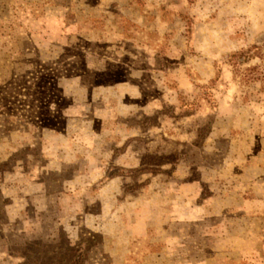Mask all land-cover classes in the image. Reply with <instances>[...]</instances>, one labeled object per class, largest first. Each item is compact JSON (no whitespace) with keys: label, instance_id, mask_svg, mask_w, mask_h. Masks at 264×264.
<instances>
[{"label":"rangeland","instance_id":"rangeland-1","mask_svg":"<svg viewBox=\"0 0 264 264\" xmlns=\"http://www.w3.org/2000/svg\"><path fill=\"white\" fill-rule=\"evenodd\" d=\"M256 65L264 0H0V264H264Z\"/></svg>","mask_w":264,"mask_h":264},{"label":"trees","instance_id":"trees-1","mask_svg":"<svg viewBox=\"0 0 264 264\" xmlns=\"http://www.w3.org/2000/svg\"><path fill=\"white\" fill-rule=\"evenodd\" d=\"M233 58L236 59L234 66L237 67L240 65V63H242L241 59H243L245 62L252 59V57H249L245 53L234 54ZM241 81L243 84L246 85L250 83H259L260 84L259 93L264 94V67H262L261 65H256L245 69ZM70 264H74V263H70Z\"/></svg>","mask_w":264,"mask_h":264}]
</instances>
